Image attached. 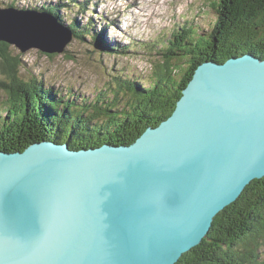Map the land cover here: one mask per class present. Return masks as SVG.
Returning <instances> with one entry per match:
<instances>
[{
	"label": "water",
	"instance_id": "water-1",
	"mask_svg": "<svg viewBox=\"0 0 264 264\" xmlns=\"http://www.w3.org/2000/svg\"><path fill=\"white\" fill-rule=\"evenodd\" d=\"M72 38L46 12L0 7V41L21 52ZM262 177L264 58L205 61L129 145L0 151V264H175Z\"/></svg>",
	"mask_w": 264,
	"mask_h": 264
},
{
	"label": "trees",
	"instance_id": "trees-1",
	"mask_svg": "<svg viewBox=\"0 0 264 264\" xmlns=\"http://www.w3.org/2000/svg\"><path fill=\"white\" fill-rule=\"evenodd\" d=\"M75 5L86 8V3ZM211 5L216 17L208 35L191 26L176 28L161 49L160 65L145 77L148 84L122 81L119 88L125 92V102L114 95L106 106L99 105L102 93L97 102L77 104L74 94L43 79H23L19 74L21 57L12 55L10 44L0 41V73L6 78L0 82L4 90L0 151H22L41 141H65L72 149L105 143L129 145L147 127L158 125L172 113L201 63L224 62L245 53L264 58V0H213ZM62 6L67 5L20 9L49 13L60 24ZM86 25L83 30L73 22L66 27L81 39L88 32ZM121 49L124 52L127 47ZM67 86L71 89L72 85ZM91 105L92 113H86ZM101 117L105 121L95 123ZM263 246L264 177L253 179L235 201L217 213L207 235L175 264H264Z\"/></svg>",
	"mask_w": 264,
	"mask_h": 264
},
{
	"label": "rangeland",
	"instance_id": "rangeland-1",
	"mask_svg": "<svg viewBox=\"0 0 264 264\" xmlns=\"http://www.w3.org/2000/svg\"><path fill=\"white\" fill-rule=\"evenodd\" d=\"M212 1L0 0V7L13 3L17 8H49L60 3L67 5L59 7L61 25L66 27L73 22L83 30L88 23L84 38L73 36L62 54L49 57L34 48L21 52L15 45H9V50L21 57L19 74L23 79H43L63 92L74 94L77 104L85 100L97 102L98 94L102 93L104 98L99 105L106 106L114 95L125 102V92L119 88L122 81L148 84L145 77L160 65L161 49L176 28L191 26L208 35L216 17ZM75 3H86V8L81 10ZM122 46L127 47L124 52ZM5 79L0 73V82ZM67 84L72 85L71 89ZM3 95L0 83V99ZM92 108L91 105L86 111L91 114ZM104 121L101 117L95 123Z\"/></svg>",
	"mask_w": 264,
	"mask_h": 264
},
{
	"label": "bare ground",
	"instance_id": "bare-ground-1",
	"mask_svg": "<svg viewBox=\"0 0 264 264\" xmlns=\"http://www.w3.org/2000/svg\"><path fill=\"white\" fill-rule=\"evenodd\" d=\"M49 14V13H48ZM50 15V14H49ZM51 16V15H50ZM54 18V17H53ZM54 20H55V18H54ZM241 56V55H240ZM226 61V60H225ZM87 112V111H86ZM54 142V141H53ZM55 143H57V142H55ZM64 143H66V142H64ZM64 143H59V144H64ZM107 144H109V145H112L113 147H116V145L115 144H113V143H107ZM67 145H68V143H67ZM69 146V145H68ZM119 146H121V145H119ZM98 147V146H97ZM97 147H93V148H97ZM70 148V147H69ZM72 151H78V150H81V149H83V148H79V149H72V148H70ZM90 149V148H89ZM88 149V150H89Z\"/></svg>",
	"mask_w": 264,
	"mask_h": 264
}]
</instances>
